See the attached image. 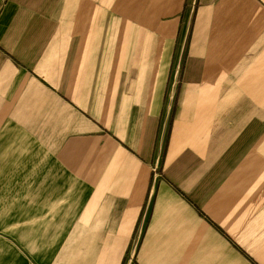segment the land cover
Listing matches in <instances>:
<instances>
[{"label": "crops", "instance_id": "1", "mask_svg": "<svg viewBox=\"0 0 264 264\" xmlns=\"http://www.w3.org/2000/svg\"><path fill=\"white\" fill-rule=\"evenodd\" d=\"M0 264H264V0H0Z\"/></svg>", "mask_w": 264, "mask_h": 264}]
</instances>
